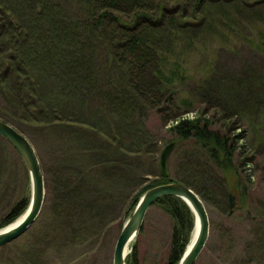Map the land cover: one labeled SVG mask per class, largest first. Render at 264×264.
Here are the masks:
<instances>
[{"label": "trees", "instance_id": "trees-1", "mask_svg": "<svg viewBox=\"0 0 264 264\" xmlns=\"http://www.w3.org/2000/svg\"><path fill=\"white\" fill-rule=\"evenodd\" d=\"M246 46L264 56V0H0V119L21 132L58 121L70 125L63 106L82 103L108 121L140 119L129 132L142 141L143 119L157 112L173 119L168 130L196 148L181 159L176 178L161 176L151 187L183 182L208 206L215 201L208 183L221 188L224 203L234 183L237 201L248 208L240 200L250 205L252 176L240 169L260 165L264 176V70L247 66L232 75L219 71L216 60ZM195 102L202 110L181 118V109L192 110ZM77 122L111 143L116 138L96 123ZM140 196L130 204L132 213ZM29 201L21 199L0 229ZM81 202L65 200L56 211L68 242L79 245L84 235L77 228L88 217ZM155 205L174 221L166 264H179L193 234V213L175 197ZM137 243L127 264H141Z\"/></svg>", "mask_w": 264, "mask_h": 264}, {"label": "rangeland", "instance_id": "rangeland-1", "mask_svg": "<svg viewBox=\"0 0 264 264\" xmlns=\"http://www.w3.org/2000/svg\"><path fill=\"white\" fill-rule=\"evenodd\" d=\"M216 60L221 66L219 71L232 75L247 66L264 70V56L247 46L224 51ZM185 89L188 87L184 88L182 96ZM73 104L63 106L65 110L61 108L69 117L70 125L58 121L49 129L22 128L39 156L46 199L39 219L28 232L0 249V264H32L31 260H34L33 264H113L115 245L132 214L130 204L141 189L161 179L163 149L176 142L168 163L170 176L176 178L181 159L187 151L196 148L193 142H181L173 131L168 130L173 119H161L157 112H151L143 119L146 143L145 138L141 141L138 135L134 137L129 132L131 127L137 130L140 119L108 121L109 117L100 115L95 106L97 112L91 107L86 110L82 103ZM201 106L195 102L192 110L182 108L181 118L195 117L202 110ZM77 120L96 123L107 138L115 131L116 138L111 143L96 131L77 127ZM80 151H88L89 156L85 158ZM240 171L243 172L241 176H252V182L248 181L250 205L247 198L239 199L243 206L249 207H242V211L230 215V195L242 206L237 201L239 192L234 183H231L233 187L225 203L221 188L211 187L212 182L208 183L215 199L214 203L206 205L211 232L195 264H264V176L261 166L256 164ZM29 178L18 151L0 136V226L21 199L30 198ZM230 181L237 180L234 177ZM76 194L80 198L74 197ZM65 200H82L80 205L88 208V217H82L84 228L76 227L78 233L84 235L82 245L68 242L64 220L56 215L57 208L63 206ZM223 204L226 206H221ZM79 220L77 217L78 223ZM173 227L174 221L161 207L154 205L149 209L137 243L141 264L168 263Z\"/></svg>", "mask_w": 264, "mask_h": 264}, {"label": "water", "instance_id": "water-1", "mask_svg": "<svg viewBox=\"0 0 264 264\" xmlns=\"http://www.w3.org/2000/svg\"><path fill=\"white\" fill-rule=\"evenodd\" d=\"M0 136L7 140L20 154L29 172L31 196L26 211L12 224L0 229V249L18 240L39 219L45 204V179L36 148L30 139L15 126L0 119ZM175 143L171 142L160 155L161 176L170 180L169 158ZM137 205L124 224L114 249L113 264H127L139 236L143 230L145 218L157 201L166 197H175L183 201L194 216V230L190 244L179 264H195L205 249L211 232V222L207 207L201 197L183 182L169 181L163 185L145 186L140 191ZM230 215L242 207L236 198L230 195Z\"/></svg>", "mask_w": 264, "mask_h": 264}, {"label": "flooded vegetation", "instance_id": "flooded-vegetation-1", "mask_svg": "<svg viewBox=\"0 0 264 264\" xmlns=\"http://www.w3.org/2000/svg\"><path fill=\"white\" fill-rule=\"evenodd\" d=\"M245 212H248L247 210H245Z\"/></svg>", "mask_w": 264, "mask_h": 264}]
</instances>
